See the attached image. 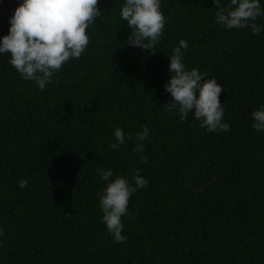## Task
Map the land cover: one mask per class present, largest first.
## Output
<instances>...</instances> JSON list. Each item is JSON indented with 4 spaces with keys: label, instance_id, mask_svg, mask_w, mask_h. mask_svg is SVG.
<instances>
[{
    "label": "trees",
    "instance_id": "obj_1",
    "mask_svg": "<svg viewBox=\"0 0 264 264\" xmlns=\"http://www.w3.org/2000/svg\"><path fill=\"white\" fill-rule=\"evenodd\" d=\"M19 2L0 0V36ZM122 3L98 0L86 50L44 90L0 54V264H264V132L251 127L264 104V30L221 27L213 0H161L162 36L140 49L126 43ZM181 38L186 67L222 85L228 131L162 106L167 55ZM97 168L130 181L140 169L148 181L121 218L124 242L101 219Z\"/></svg>",
    "mask_w": 264,
    "mask_h": 264
},
{
    "label": "clouds",
    "instance_id": "obj_2",
    "mask_svg": "<svg viewBox=\"0 0 264 264\" xmlns=\"http://www.w3.org/2000/svg\"><path fill=\"white\" fill-rule=\"evenodd\" d=\"M216 6L215 22L226 29H251L259 35L264 30V5L261 0H213ZM98 0H20L9 17L7 34L0 36V54L9 53L8 63L23 79L30 80L41 90L46 88L54 74L70 59L81 57L89 43L86 29L97 17L102 18ZM161 0H123L119 15L127 21L131 32L126 43L140 49L153 51L160 40L166 17L160 7ZM187 47L181 38L169 56V79L163 85L171 100L162 106L171 111L176 109L179 119L189 113L207 132L228 131L230 123L223 119L224 108L219 96L222 85L216 77L205 78L197 67L187 68L183 62V48ZM251 127L264 132V104L251 112ZM142 131L135 134L138 141L134 146L137 153L143 152L142 142L149 135V128L142 125ZM115 142L110 147L118 149L125 141L120 126L114 128ZM141 160L146 157L140 155ZM135 169L131 181L127 175H115L111 168H97L99 180L105 186L96 195L102 212L101 219L106 230L117 242L127 240L122 235V216L128 214L130 196L148 181ZM114 176V178H113ZM111 178V179H110ZM28 180H18L19 188L27 186ZM0 228V236H3Z\"/></svg>",
    "mask_w": 264,
    "mask_h": 264
}]
</instances>
